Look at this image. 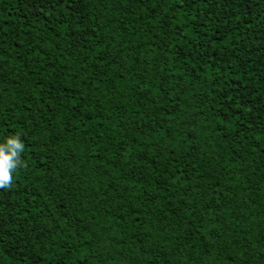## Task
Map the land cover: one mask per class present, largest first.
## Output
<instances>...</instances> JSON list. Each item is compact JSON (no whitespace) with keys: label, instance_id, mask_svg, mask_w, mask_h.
Returning <instances> with one entry per match:
<instances>
[{"label":"trees","instance_id":"1","mask_svg":"<svg viewBox=\"0 0 264 264\" xmlns=\"http://www.w3.org/2000/svg\"><path fill=\"white\" fill-rule=\"evenodd\" d=\"M0 264H264V0H0Z\"/></svg>","mask_w":264,"mask_h":264},{"label":"clouds","instance_id":"2","mask_svg":"<svg viewBox=\"0 0 264 264\" xmlns=\"http://www.w3.org/2000/svg\"><path fill=\"white\" fill-rule=\"evenodd\" d=\"M24 147L19 134L9 136L5 142L0 143V189L12 186L14 172L24 165Z\"/></svg>","mask_w":264,"mask_h":264}]
</instances>
